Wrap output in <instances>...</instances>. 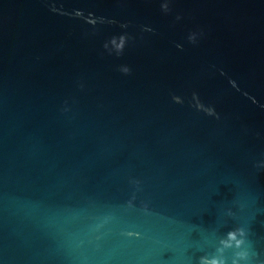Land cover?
I'll list each match as a JSON object with an SVG mask.
<instances>
[{
  "label": "water",
  "instance_id": "water-1",
  "mask_svg": "<svg viewBox=\"0 0 264 264\" xmlns=\"http://www.w3.org/2000/svg\"><path fill=\"white\" fill-rule=\"evenodd\" d=\"M264 264V0H0V264Z\"/></svg>",
  "mask_w": 264,
  "mask_h": 264
},
{
  "label": "clouds",
  "instance_id": "clouds-1",
  "mask_svg": "<svg viewBox=\"0 0 264 264\" xmlns=\"http://www.w3.org/2000/svg\"><path fill=\"white\" fill-rule=\"evenodd\" d=\"M222 245L224 246H235L240 249L236 252V258L233 259V264H242V261L246 260L248 252L246 249L240 246L244 243V233L242 229L230 230L227 237L222 239ZM201 264H224V260L219 256H202L200 258Z\"/></svg>",
  "mask_w": 264,
  "mask_h": 264
}]
</instances>
